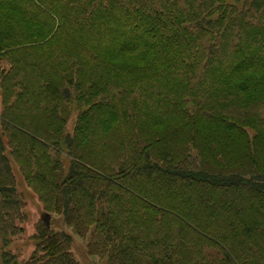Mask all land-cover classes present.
I'll use <instances>...</instances> for the list:
<instances>
[{"label": "trees", "instance_id": "trees-1", "mask_svg": "<svg viewBox=\"0 0 264 264\" xmlns=\"http://www.w3.org/2000/svg\"><path fill=\"white\" fill-rule=\"evenodd\" d=\"M117 9L131 23H145L140 40L130 42L123 34L128 26L120 25L115 36L121 41L117 47L97 44L95 54L82 37L78 43L89 53L135 62L138 68L145 61L156 60L159 72L178 84L175 91L162 90L155 96L160 107L171 109L180 119L177 135L182 140L177 143H191V150L198 153L210 145L207 151L218 150L217 158L192 159L191 153L182 158L167 157L168 136L154 126L141 145L134 144L124 152L128 157L121 161L83 160L98 174L72 176L68 187L59 183L60 175L51 181L54 163L43 154L45 147L33 143L31 146L40 151L34 150L35 158H41L38 171L43 172L42 176L32 172L34 177L57 190L56 203L62 204L59 198L67 197V207L60 209L71 218L68 226L79 237L89 230V253L100 256L104 264H264V0H0V53L10 50L6 55L8 66L0 65V86L7 84L8 77L26 76L27 65L34 72L47 74L49 68L63 62L57 51L43 65L27 62L30 49L15 52L61 36L75 38L83 22L114 16ZM15 19L28 26L20 24L19 35L10 40L6 36L15 26ZM166 38H175V42ZM227 52L232 55L228 57ZM58 58L62 61H54ZM66 65L69 72L59 69L57 77L76 88L78 79L70 74L78 66L72 62ZM78 68L74 75L79 73ZM211 82V89L201 95V86ZM40 90L53 98L58 86L49 82ZM127 94L128 89L120 87L109 97L121 99ZM9 95L0 112V247L21 233L15 222L23 219L3 143L19 144L26 156L32 153L30 142L19 133L5 132L18 127L45 138L48 135L44 126L50 125L41 119L38 124L34 122L35 126L31 119L15 115L18 106L29 102L21 99L24 95L13 85ZM104 103L110 106L108 101ZM249 108L255 109V119L245 115ZM54 109L61 111L59 105ZM202 121L211 128L197 134L193 127ZM225 141L240 144V164L233 176H222L223 168L217 167L221 164V145L217 143ZM188 146H172L173 152L181 157L189 151ZM175 180L218 191V200L227 191H234L235 198L244 202L242 212L247 211L237 219L242 226L238 229L232 216L223 218L222 207L195 215L190 205L158 198L157 191L167 193ZM207 197L206 202L213 199ZM216 219L221 221L214 222ZM35 240V250L28 260L19 261L16 255L0 251V264H77L70 252L68 234L41 227ZM208 249L211 253L207 256Z\"/></svg>", "mask_w": 264, "mask_h": 264}, {"label": "rangeland", "instance_id": "rangeland-1", "mask_svg": "<svg viewBox=\"0 0 264 264\" xmlns=\"http://www.w3.org/2000/svg\"><path fill=\"white\" fill-rule=\"evenodd\" d=\"M14 4L15 2L11 3V5ZM104 16L95 17L93 23L83 22L75 38L61 36L58 40H49L47 44L41 43V41L42 45L31 46L15 52L20 53L30 49L29 51L32 52L26 55L27 62L37 63L36 61H38L43 65L50 61V57L54 55L53 51H57L61 54L63 62L57 65V68H49L47 74L46 72H34V69L27 65L26 76L10 77L11 80L8 77L7 82H5L7 84L0 86V112L3 105H7L5 100L9 98L13 85L15 91L22 92V95H24L21 99L29 102L27 106H18L14 110L15 115L25 117L27 120L31 119L32 124L35 126L40 123L41 119L51 125L44 126L48 135L45 138L35 137L18 127L13 130L8 128L10 130L5 132V135L19 133L21 137L30 142L32 148V153L28 154L27 157L23 149L20 148L19 150V144L12 143L8 145L3 143L5 145L4 154L12 177V188H14L15 194L21 202L23 219L15 222L21 233L12 237L13 239L5 247H0V251H7L16 255L19 261L28 260L34 252L35 235L41 227H45L43 219L44 215L47 214L49 215L48 230L64 232L71 237L70 252L77 264H104V260L100 256L89 253V230H87L88 232L84 237H79L68 226L71 218H66L60 209L61 206L67 207V197L59 198V201L63 200L62 204L56 203L54 196L57 190H53L48 183L45 184L39 177H34V172H37L40 176L43 172H39L38 163L41 162V158H35L38 150L31 146L33 143L45 147L43 154L50 156L51 162L54 163L51 181H54L55 177L60 175L59 183L65 184V187L70 185L69 179L72 176L86 172L98 174L85 165L83 160L96 159L103 161L107 158L109 161L116 158L117 161H121L128 157V155H124V152L134 144L141 145L148 131L153 130L154 126H159L156 129L164 131L165 135L168 136L165 143L167 157L182 158L191 153L190 158L192 159L199 157L217 158L218 150L209 149L207 151L206 148L210 145L206 144L205 152L198 153L191 150V143H177V140H182L177 135V126L180 125V119L171 109L164 110L160 107V103H158L155 96L162 90H164L163 92H168L171 89L175 91L178 84L159 72L156 60L145 61V65L138 68L135 62L131 64L128 60L123 61L117 57H105L103 53H99V56L89 53L83 45L78 43V40L82 37V40L88 43L89 48L95 51V54L97 53V44L102 48L112 44L117 47L121 41L115 36L120 25L128 26V30L123 34L130 42L135 43L142 38L143 34L141 33L143 32L144 22L142 24L138 21L131 23V20L127 19L125 14L120 13L118 9L114 16ZM33 20L37 22L36 18ZM14 21L15 26L11 28L6 36L10 40H14L19 35L17 28L20 24L27 25L22 20L15 19ZM168 39L172 44L175 42V38H166V40ZM37 48L39 49L33 51ZM232 49H235L233 45ZM9 51L3 50L0 53V65L8 66L6 55ZM227 55L230 57L232 52H227ZM62 58L54 61H62ZM68 62L80 67H74L70 74L72 79H78L76 88L68 86L57 77L59 69L69 72L66 65ZM77 68L79 73L74 75ZM217 76L218 74L214 75V77ZM49 82L53 84V87L58 86V91H54L55 96L53 98L45 96L44 92L40 90L41 86H44L45 83L47 85ZM214 82L216 83L217 80ZM212 85V82L206 83L201 86V90L198 92L201 95H206ZM120 87H126L128 94L121 99H111L109 97L110 93ZM105 101H108L110 106L105 104ZM119 103L120 107L117 106ZM54 105H59L61 111L55 110ZM52 114L56 116L52 118ZM245 115L255 119V109L249 108L246 110ZM210 128L211 125L207 121H202L195 124L193 130H196L198 134L200 131L206 132ZM187 129L191 130L190 126ZM4 142H6L5 138ZM179 144L189 145V151L184 152L181 157L177 156L172 148V146H178ZM217 145H221L219 148L221 164H217V167L223 168L221 175L233 176L236 166L240 164V144L225 141L224 143H217ZM159 148H163L161 144ZM38 152L40 153V151ZM155 160H158V158H155ZM167 161L170 160L166 159ZM171 161H176V159ZM150 163H153V160ZM190 172L192 173V171ZM197 174L189 173L188 175ZM160 177L162 176L160 175ZM145 183L147 184V182ZM147 186L149 187V185ZM230 192L227 191L226 195L218 200V191L214 193L204 187L188 183L183 184L175 180L174 186L167 193L163 194L157 191L156 194L162 200L172 199L183 206L190 205L194 209L195 215L197 213L208 214L212 208L217 211V206L222 207L219 208L222 211L221 216L226 217L225 219L232 216L233 219H236L239 229L242 225L237 219L246 215L247 211L242 212L244 202L240 197H238V200L235 198L234 191L233 194ZM208 195L213 197L214 202L213 199L206 202ZM215 221L219 222L221 220L216 219ZM223 223L227 224L225 220ZM209 253H211L210 249L205 251L207 256Z\"/></svg>", "mask_w": 264, "mask_h": 264}, {"label": "water", "instance_id": "water-1", "mask_svg": "<svg viewBox=\"0 0 264 264\" xmlns=\"http://www.w3.org/2000/svg\"><path fill=\"white\" fill-rule=\"evenodd\" d=\"M48 219H49V215H47V214L44 215L43 222H44V225H45L46 228H47L48 225H49Z\"/></svg>", "mask_w": 264, "mask_h": 264}]
</instances>
